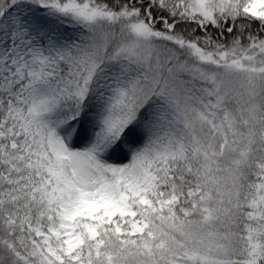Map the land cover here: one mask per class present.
Returning a JSON list of instances; mask_svg holds the SVG:
<instances>
[{
  "label": "trees",
  "instance_id": "trees-1",
  "mask_svg": "<svg viewBox=\"0 0 264 264\" xmlns=\"http://www.w3.org/2000/svg\"><path fill=\"white\" fill-rule=\"evenodd\" d=\"M13 1L0 0V264H264V81L236 141L225 118L210 112L205 91L183 94L194 102L171 110L159 97L137 111L114 104L107 152L122 161L149 141L156 149L151 161L138 156L134 168L147 202L129 196L134 218L108 222L102 211L92 219L67 218L62 205L72 178L66 161L50 151L41 119L63 118L80 139L86 109L96 102L94 66L75 30L52 23L42 9L21 6V21L35 13L34 25L43 29L37 38L44 60L35 81L44 84L24 88L23 72L10 77L2 56ZM77 1L111 12L136 9L142 20H155L159 34L204 46L220 65L264 67V22L243 12L250 0H207L216 23L191 15L188 0ZM50 43L56 48L47 49ZM49 81L51 96L32 103L30 95ZM137 222L146 229L131 235ZM62 227H73L82 242L72 256Z\"/></svg>",
  "mask_w": 264,
  "mask_h": 264
},
{
  "label": "rangeland",
  "instance_id": "rangeland-1",
  "mask_svg": "<svg viewBox=\"0 0 264 264\" xmlns=\"http://www.w3.org/2000/svg\"><path fill=\"white\" fill-rule=\"evenodd\" d=\"M188 2L191 15L216 23L219 16L207 0ZM21 6L42 9L52 23L65 24L75 30L76 36L87 43L94 66L90 84L96 102L86 109L82 137L75 140L63 118L41 119L47 130L50 151L66 161L72 178L62 205L67 218L92 219L100 211L108 222L116 217L134 218L129 196H141L142 203L147 202L134 168L138 156L150 160L156 149L149 141L122 161L107 152L106 144L115 130L113 109L116 103L137 111L142 104H153L159 97L171 110L176 104L194 102L183 94L205 91L209 95L205 103L213 115H219L220 120L225 118L231 140L242 138L240 126L247 127L252 119L255 98L264 81V67H247L246 62L220 65L211 53L202 49L204 46L198 49L183 42L182 36L159 34L152 28L155 20L149 23L142 20L136 9L111 12L105 6L77 0H14L9 11L10 28L4 39L2 61L10 77L24 73V88L44 84L35 81V77L44 60L45 46L37 38V32L43 29L34 25L32 15L35 13L21 21L22 15L18 14ZM243 12L264 22V0H250ZM172 26L167 25L166 29L171 30ZM44 36L47 37V31ZM54 48V43L47 46V49ZM52 88L51 81L45 82L41 92L30 95L32 103L46 101ZM61 229L66 238V255L72 256L80 250L82 242L73 227ZM145 229V223L137 222L130 234L141 235ZM197 259L205 261L207 258L199 255Z\"/></svg>",
  "mask_w": 264,
  "mask_h": 264
}]
</instances>
